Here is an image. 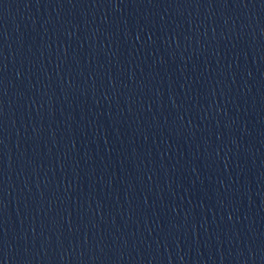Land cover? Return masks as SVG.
I'll return each instance as SVG.
<instances>
[{"label": "water", "instance_id": "water-1", "mask_svg": "<svg viewBox=\"0 0 264 264\" xmlns=\"http://www.w3.org/2000/svg\"><path fill=\"white\" fill-rule=\"evenodd\" d=\"M0 264H264V0H0Z\"/></svg>", "mask_w": 264, "mask_h": 264}]
</instances>
